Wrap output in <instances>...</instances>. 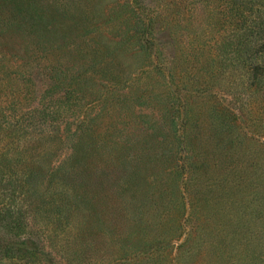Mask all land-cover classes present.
<instances>
[{
  "label": "rangeland",
  "instance_id": "rangeland-1",
  "mask_svg": "<svg viewBox=\"0 0 264 264\" xmlns=\"http://www.w3.org/2000/svg\"><path fill=\"white\" fill-rule=\"evenodd\" d=\"M0 102L43 264H264V0H0Z\"/></svg>",
  "mask_w": 264,
  "mask_h": 264
},
{
  "label": "trees",
  "instance_id": "trees-1",
  "mask_svg": "<svg viewBox=\"0 0 264 264\" xmlns=\"http://www.w3.org/2000/svg\"><path fill=\"white\" fill-rule=\"evenodd\" d=\"M7 108L0 107V264H43L42 238L32 229L30 219L42 198L45 176L33 165L38 150L23 119L30 112L10 115ZM48 174L54 180L59 177Z\"/></svg>",
  "mask_w": 264,
  "mask_h": 264
}]
</instances>
